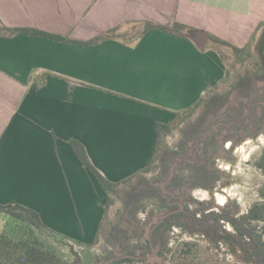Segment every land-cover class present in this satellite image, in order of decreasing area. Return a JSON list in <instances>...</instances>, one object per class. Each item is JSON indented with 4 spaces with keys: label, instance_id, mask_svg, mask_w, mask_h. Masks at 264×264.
Segmentation results:
<instances>
[{
    "label": "crops",
    "instance_id": "obj_1",
    "mask_svg": "<svg viewBox=\"0 0 264 264\" xmlns=\"http://www.w3.org/2000/svg\"><path fill=\"white\" fill-rule=\"evenodd\" d=\"M145 23L190 31L138 35ZM4 28L70 42L0 34V204L30 208L50 230L90 244L102 218L99 184L69 141L111 182L146 167L155 124L170 123L224 76L209 37L237 48L255 41L264 0H0ZM112 29L116 37L89 43ZM191 31L206 35L202 47Z\"/></svg>",
    "mask_w": 264,
    "mask_h": 264
},
{
    "label": "rangeland",
    "instance_id": "obj_2",
    "mask_svg": "<svg viewBox=\"0 0 264 264\" xmlns=\"http://www.w3.org/2000/svg\"><path fill=\"white\" fill-rule=\"evenodd\" d=\"M137 30H134L135 34ZM215 48L216 53L219 51V58L221 54L225 56L226 61L220 59L224 66V76L217 83L218 87L208 92L204 99L208 101L215 95L231 98L237 108L243 110L250 85L255 84L259 94H264V29L253 41L252 58L242 67L234 64L229 50L220 46ZM203 108L199 107L166 137L163 153L165 150H175L183 139L194 132L193 128L198 126L204 113ZM258 112L264 115V103L258 105ZM215 131L218 133L215 137L208 138L194 150L200 162L186 161L181 169L174 172V181L168 189L173 188L179 192L191 182L193 184L185 188L183 206L190 211L220 213L228 210L237 217L263 200L261 193L264 192V174L255 164L264 152V124L258 131L244 124L238 134L232 137L228 136L227 131ZM163 153L149 172L138 173L129 184H121L116 192L110 194L112 202L107 211L106 226L99 231L96 243L87 246L66 240L55 242L67 264H108L112 261L109 259L111 254L118 257L128 251L137 254L145 252L147 260L126 264H170L172 253L183 242H191L196 246L195 253L200 261L212 264H237L242 261L247 241H239L231 226L224 221L217 224L193 225L183 222L181 225H173L170 230L157 235L155 248L146 251L151 226L164 212L159 209V203L165 190L162 185L155 184L163 170ZM92 177L95 183L96 178ZM139 183L147 184L149 189L133 196L132 189ZM96 188L99 191V197L95 196L96 202L101 208L100 200L104 194L99 185ZM128 206L132 208L130 230L135 227L136 233L126 239L125 232L116 229L115 224L125 215ZM4 219L0 214V231Z\"/></svg>",
    "mask_w": 264,
    "mask_h": 264
},
{
    "label": "trees",
    "instance_id": "obj_3",
    "mask_svg": "<svg viewBox=\"0 0 264 264\" xmlns=\"http://www.w3.org/2000/svg\"><path fill=\"white\" fill-rule=\"evenodd\" d=\"M150 29H159L177 36H183L190 31V28L177 23L171 27H160L145 23L143 30L138 35ZM117 30L112 29L89 43L95 44L114 38L116 37ZM17 32L43 36L61 42H70L65 37L32 29H0V34L12 35ZM209 38L216 46L229 50L235 65L242 67L245 65V62L252 58L251 46L254 40L253 35L243 48L234 47L215 37ZM220 59L226 61L225 56L222 54L220 55ZM262 66L264 67V64ZM217 87V84L214 85L210 91ZM234 92L232 90V94ZM261 103H264V94H259L255 84L249 86L243 110H239L231 98L225 99V97L215 95L211 96L208 101H205L204 97L198 99L188 108L176 112L174 119L170 123L155 124L156 145L149 164L138 172L117 182L107 180L92 165L83 145L76 140H70L69 144L74 155L78 158L82 167L96 178L105 196V202L101 206L102 218L96 237L92 243L84 245L90 246L96 243L99 231L106 226L107 211L112 202L110 194L116 192L117 187L121 184H129L138 173L149 172L154 162L163 153L166 137L179 124L189 119L199 107L204 106V113L200 117L198 126L193 128L194 132L183 139L176 146L175 150H165L163 153V170L155 180V184L162 185L165 190V194L163 193L159 203V209L164 210V212L158 217L156 223L151 226L148 239L146 240V251L150 252L155 248L157 235L170 230L173 225H181L183 222L193 225L217 224L220 221H224L231 226L239 241H243L244 239L247 241V245L243 248L242 261L237 264H264V192L261 193L263 199L261 202L253 204L246 213L235 217L228 210H223L220 213L201 210L190 211L188 207L183 206L184 191L185 188L193 184L191 182H188L179 192H175L173 188L168 189L172 181H174V172L181 169L186 161L200 162V158L194 153V150L208 138L215 137L218 134L215 131L216 129L219 132L223 130L227 131L230 137L237 135L244 124H248L253 131H258L264 124V115L258 112V105ZM255 165L264 174V152ZM147 189H149L147 184L139 183L132 189V195L138 196L142 191ZM0 214L5 218L0 231V264H67L61 252L56 247L55 242L69 240L46 227L36 211L20 204H0ZM131 225L132 208L128 206L125 215L120 221H117L115 227L125 232L126 239H129L136 233L135 227L130 230ZM74 243L83 244L75 241ZM195 248L196 246L191 242L181 243L172 253L170 264H212L207 261H200L195 253ZM109 259L112 261L108 264H126L132 263L135 260L139 262H145L147 260L145 252L137 254L134 251H128L125 255L118 257L111 254Z\"/></svg>",
    "mask_w": 264,
    "mask_h": 264
},
{
    "label": "water",
    "instance_id": "obj_4",
    "mask_svg": "<svg viewBox=\"0 0 264 264\" xmlns=\"http://www.w3.org/2000/svg\"><path fill=\"white\" fill-rule=\"evenodd\" d=\"M188 36L196 42L198 47H202L206 42V35L202 32L191 31Z\"/></svg>",
    "mask_w": 264,
    "mask_h": 264
}]
</instances>
